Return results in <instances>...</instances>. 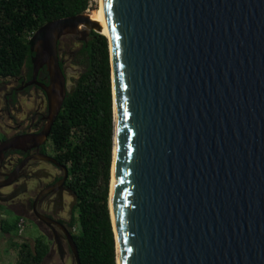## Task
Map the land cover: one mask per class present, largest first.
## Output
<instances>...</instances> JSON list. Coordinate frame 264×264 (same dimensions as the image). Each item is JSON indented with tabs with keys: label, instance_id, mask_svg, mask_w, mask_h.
Masks as SVG:
<instances>
[{
	"label": "water",
	"instance_id": "95a60500",
	"mask_svg": "<svg viewBox=\"0 0 264 264\" xmlns=\"http://www.w3.org/2000/svg\"><path fill=\"white\" fill-rule=\"evenodd\" d=\"M103 2L108 34L86 11L29 44L33 79L49 75L45 141L77 87L61 40L108 39L117 264H264V0ZM57 225L61 259L67 240L81 264Z\"/></svg>",
	"mask_w": 264,
	"mask_h": 264
},
{
	"label": "trees",
	"instance_id": "16d2710c",
	"mask_svg": "<svg viewBox=\"0 0 264 264\" xmlns=\"http://www.w3.org/2000/svg\"><path fill=\"white\" fill-rule=\"evenodd\" d=\"M91 3L92 0H0V77H14L23 70L31 76L34 53L29 41L36 30L47 22L85 13ZM77 44L70 61L82 66L84 72L75 80L74 93L64 101L51 140L57 161L68 168L67 185L77 195L69 226L81 264H117L109 206L114 146L109 42L105 35L91 31L86 41ZM64 57L61 65L65 68ZM21 218L0 219V233L12 235L11 264H43L50 253V243L42 235L33 243L20 240Z\"/></svg>",
	"mask_w": 264,
	"mask_h": 264
},
{
	"label": "flooded vegetation",
	"instance_id": "af4514ba",
	"mask_svg": "<svg viewBox=\"0 0 264 264\" xmlns=\"http://www.w3.org/2000/svg\"><path fill=\"white\" fill-rule=\"evenodd\" d=\"M44 71L37 81L28 70L0 77V211L6 218L33 219L52 234L54 242V231L63 233L57 222L70 230L76 204L71 209L74 193L67 185L69 171L55 157L51 132L45 141L41 139L50 111L43 86L49 84V75ZM43 217L55 222L50 226Z\"/></svg>",
	"mask_w": 264,
	"mask_h": 264
},
{
	"label": "rangeland",
	"instance_id": "374dc122",
	"mask_svg": "<svg viewBox=\"0 0 264 264\" xmlns=\"http://www.w3.org/2000/svg\"><path fill=\"white\" fill-rule=\"evenodd\" d=\"M100 11V2L99 0H92L91 9L88 10V13H97ZM94 12V13H93ZM78 44L77 40H75L74 36L64 37L60 42V53L67 61L65 68L68 70V79L75 82L76 77L78 75L77 70L78 66L71 64L70 55L73 51L77 50ZM2 211H0V219L6 218L1 215ZM22 217V216H20ZM23 218V217H22ZM25 219V227L22 233H19L20 240H25L30 243H33L37 236H44L47 241L50 243V253L45 258L43 264H74L72 260V255L70 253L69 247L66 246L67 253L65 255L64 260L61 259L57 247L54 245L52 234L45 229L44 227H40L33 219ZM12 239L11 234L0 233V264H11L13 260V255L9 250V243Z\"/></svg>",
	"mask_w": 264,
	"mask_h": 264
},
{
	"label": "bare ground",
	"instance_id": "6f19581e",
	"mask_svg": "<svg viewBox=\"0 0 264 264\" xmlns=\"http://www.w3.org/2000/svg\"><path fill=\"white\" fill-rule=\"evenodd\" d=\"M99 2H100V11L92 14V19L98 21L103 26L104 33L108 34L106 20H105L104 2H103V0H99ZM114 173H115V164H113V178H112V182H111V195H110L111 212L113 211V197H112V195H113V191H114Z\"/></svg>",
	"mask_w": 264,
	"mask_h": 264
},
{
	"label": "built area",
	"instance_id": "2783aa9c",
	"mask_svg": "<svg viewBox=\"0 0 264 264\" xmlns=\"http://www.w3.org/2000/svg\"><path fill=\"white\" fill-rule=\"evenodd\" d=\"M18 227H19V233H22L25 227V220L24 218H21L19 223H18Z\"/></svg>",
	"mask_w": 264,
	"mask_h": 264
}]
</instances>
